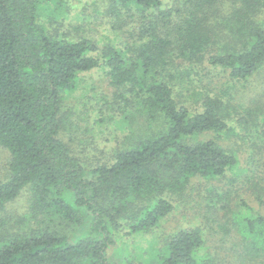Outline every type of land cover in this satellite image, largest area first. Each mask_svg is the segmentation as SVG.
Wrapping results in <instances>:
<instances>
[{
  "label": "trees",
  "instance_id": "16d2710c",
  "mask_svg": "<svg viewBox=\"0 0 264 264\" xmlns=\"http://www.w3.org/2000/svg\"><path fill=\"white\" fill-rule=\"evenodd\" d=\"M73 1L0 0V264H264V92L178 89L205 63L230 88L264 71V0H94L78 28L107 21L101 43L64 27ZM96 126L118 149L92 161ZM195 191L201 225L156 235Z\"/></svg>",
  "mask_w": 264,
  "mask_h": 264
},
{
  "label": "rangeland",
  "instance_id": "374dc122",
  "mask_svg": "<svg viewBox=\"0 0 264 264\" xmlns=\"http://www.w3.org/2000/svg\"><path fill=\"white\" fill-rule=\"evenodd\" d=\"M94 0H84V1H73V9L69 10L67 14L71 17L69 18L72 22L68 21L65 22L64 27H69L73 29L72 32L77 34H88L93 37V39L97 40L98 42H102L103 37L106 36H114V33L107 28V21L105 22H99V20L93 19L92 22H89V25H85L87 27V31H82L79 29V25L81 22L87 23L88 20L91 19V16H94L92 14H95V8L92 6ZM91 5V6H90ZM84 10L86 12H89L90 14L86 15L85 13H81L80 9ZM61 23L63 22L62 17L60 19ZM93 24V25H91ZM79 30V31H76ZM88 81L95 82L99 86L102 87V89H105V91L110 94L112 90H114V87H112L108 83V78L105 74H103L100 71H96L95 73H89L88 74ZM196 79V81H195ZM189 80L195 81L198 85L190 84V86H196L195 88L189 87V85H185L189 82ZM233 82L228 81L227 76H223L222 74H219L218 71H213L210 67V65H201L200 68L195 69L192 71V73H189V76L184 79L181 85L178 86V89L182 91V93L185 96V99H188L191 103H193L196 98H198L197 95H199L197 92H205L207 91V88L211 89L209 92L218 93L221 90H228V93L225 95L229 97V93L233 96H236L235 102L242 96L246 97L244 99V102H247L249 99L254 97L260 92H264V71L256 74L255 76L251 77L245 81H239L236 85L231 86ZM200 85V86H199ZM203 86V87H202ZM228 86V87H227ZM207 87V88H206ZM83 88L81 86L78 91H80ZM86 90L84 88L82 90V93ZM77 91V92H78ZM76 93L73 95H66L65 104L68 103V105H71V108H74L72 113L71 119L76 121L75 119L79 120V125L81 126H89L90 120L87 118V112L85 115V109L80 108L81 102L78 100L80 97L76 96ZM76 99V100H75ZM241 101V100H240ZM194 104V103H193ZM81 114V115H80ZM111 114V113H110ZM95 128L94 131L91 133L94 135L93 138H90V142L88 143L89 137L85 133H80L79 136L76 139L75 142V148L80 153V150H83L86 146L85 144H88L87 147L90 146L93 147V149H89V151L86 149L83 152L80 153L81 156H87L88 159L92 161H99L98 159H104L105 157L110 156L114 150L118 149V145L115 144V140L113 139V136L109 132V128L106 130L101 131L99 127H93ZM102 139L107 140V142H104ZM82 143V145L80 144ZM102 142V143H100ZM9 153L6 152L1 146H0V175H4L7 171L8 164L7 161L9 160ZM246 186V185H245ZM253 192V191H252ZM246 193L243 194V196H246L249 202L253 205H256V199L254 197V192L252 193ZM197 192L195 191L194 194L187 199H181L178 198L177 203L175 204V211L167 218L163 220L162 227L158 228L156 230V235L161 234L162 232H165L167 234H170L174 232L175 230L180 229L181 227H186L190 225L199 226L201 223V206L203 208V204L200 203V201L197 199L196 196ZM199 195V194H198ZM235 196L236 193H235ZM27 195L21 194L20 197H18V200L13 204L10 205L8 208L9 210H20V208L25 207L27 205ZM14 212V211H11ZM0 213L2 211L0 210ZM0 217H2V214H0ZM4 229H11L9 225L6 223L4 226ZM149 238H152L151 235H148ZM220 236L215 233L214 236H211V239L209 240L208 244L210 245H218L219 244Z\"/></svg>",
  "mask_w": 264,
  "mask_h": 264
}]
</instances>
